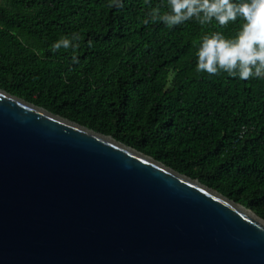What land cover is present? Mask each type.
<instances>
[{
	"label": "trees",
	"instance_id": "trees-1",
	"mask_svg": "<svg viewBox=\"0 0 264 264\" xmlns=\"http://www.w3.org/2000/svg\"><path fill=\"white\" fill-rule=\"evenodd\" d=\"M110 3L0 0V88L112 135L264 218V78L196 71L203 37H233L243 21L145 24L154 7L168 10L167 0ZM73 33L78 47L51 50Z\"/></svg>",
	"mask_w": 264,
	"mask_h": 264
},
{
	"label": "water",
	"instance_id": "water-1",
	"mask_svg": "<svg viewBox=\"0 0 264 264\" xmlns=\"http://www.w3.org/2000/svg\"><path fill=\"white\" fill-rule=\"evenodd\" d=\"M0 264H264V218L0 88Z\"/></svg>",
	"mask_w": 264,
	"mask_h": 264
},
{
	"label": "clouds",
	"instance_id": "clouds-1",
	"mask_svg": "<svg viewBox=\"0 0 264 264\" xmlns=\"http://www.w3.org/2000/svg\"><path fill=\"white\" fill-rule=\"evenodd\" d=\"M109 6L122 8L124 0H111ZM166 7V12L154 7L143 23L159 20L174 27L196 18L201 25L214 20L223 27L243 21L233 37H226L220 31L203 37L196 53L197 72L210 76L227 73L241 81L264 78V0H167ZM79 39L73 33L71 39L61 37L50 48L54 53L61 48H75L78 45L73 41Z\"/></svg>",
	"mask_w": 264,
	"mask_h": 264
}]
</instances>
